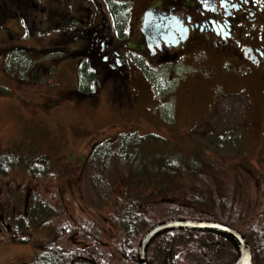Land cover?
I'll return each mask as SVG.
<instances>
[{
    "label": "rangeland",
    "instance_id": "1",
    "mask_svg": "<svg viewBox=\"0 0 264 264\" xmlns=\"http://www.w3.org/2000/svg\"><path fill=\"white\" fill-rule=\"evenodd\" d=\"M19 1L0 0V160L5 170L0 171V264L30 263L49 239L62 233L65 222L70 225L72 220L79 223L89 218L95 227L100 224L106 209L85 208L84 198H98L85 178L93 173L86 168L87 157L98 143L115 144L119 134L129 132L161 137L144 139L142 147H151V152H177L182 157L200 152L209 158V167L227 175L222 180L227 183L230 170L212 159L235 165L232 170L240 180L251 176L249 171L256 175L249 184L236 183L237 199L243 198L244 208L239 225L252 220L250 223H258L264 231V100L261 84L248 76V64L229 56L225 44L219 42L197 54L188 66L152 65L145 69L126 58L139 84L136 106L124 112L107 100V93L93 105L87 102L88 94L96 88L92 82L86 83L88 79L84 81L93 74L82 62L84 57L74 53L82 48V42L53 43L62 39V32L85 28L89 21L81 14L88 11L74 12L73 2L58 3L57 8L56 0ZM102 1L125 23L127 31H133L134 15L150 0ZM224 1L226 8L237 3ZM23 5L28 10L22 15ZM52 9L64 11L71 19L51 17ZM131 36L128 41L133 40ZM255 41L254 37L248 39ZM77 86L83 94L76 93ZM26 161L34 168L33 174ZM115 167L124 169L109 164L100 170L105 182L113 177V171L118 172ZM201 173L197 177L207 174ZM188 174L184 169L177 173L181 180ZM218 185L214 184L209 201H204L206 208ZM225 186L227 190L231 187ZM111 190L121 195V181ZM225 191L222 184L218 192ZM221 197L225 202L227 195ZM184 198L177 199L189 204ZM58 244L66 243L59 239Z\"/></svg>",
    "mask_w": 264,
    "mask_h": 264
},
{
    "label": "trees",
    "instance_id": "2",
    "mask_svg": "<svg viewBox=\"0 0 264 264\" xmlns=\"http://www.w3.org/2000/svg\"><path fill=\"white\" fill-rule=\"evenodd\" d=\"M140 136L137 132L119 134L115 144L102 141L87 157L86 168L93 169V173L87 174L85 178L89 188L93 189L98 195L97 199L102 202L100 203L96 198H84L87 202L85 208L89 209L92 206L98 209L97 212L106 209V216L102 217L100 224L95 227L89 218L79 223L74 220L71 223L68 220L70 225L65 222L66 226L63 227L62 233L55 238L57 240L48 242L28 264H139L137 248L143 234L153 225L174 218L217 221L233 227L251 244L254 250L253 264H264V246H259L260 243H264V231L258 223H250L252 220L239 225L244 210L240 199L243 198L237 199L238 193L235 192L237 182L242 185L245 182L249 184L250 179L252 181L253 178L255 181L257 176L253 177L249 171L251 176L247 175L240 180L232 170L235 165L225 161L218 163L212 159V162L219 164L221 168L230 170L231 179L227 183L222 181L227 175L224 176V172H217V169H212L214 167H209L211 163L207 161L209 158L200 152L192 157H182L177 152L168 153L161 150L151 152V147L149 150L142 147L144 139L155 137L156 140H162V138L155 134ZM130 145H132L131 152H128ZM1 163L2 158L0 171L4 172ZM25 164L33 174L34 168L29 161ZM109 164H120L124 169L120 171L115 167L118 172L113 171V177L109 182H105L100 170ZM152 165L155 168H152ZM181 169L189 173L184 180L177 175ZM201 172L207 173L201 177L202 180L197 177L198 173L203 174ZM118 180L123 185V193L119 196L111 190L112 185ZM159 183L169 185L155 186ZM214 184L218 187L206 208L204 201H209L207 197L209 194L211 197L215 189ZM222 184L226 190L223 194L227 195L225 202L221 197L223 194L218 192ZM225 185L231 187L227 190ZM209 186L212 187L208 188ZM176 194L178 197L185 196L184 199L189 200V204H185L184 200L182 202L178 200ZM155 212L158 214L157 217ZM211 237L232 236L212 229L177 227L163 230L148 243L145 251L146 262L177 264L176 252L191 250L196 243L195 240L200 241L202 249L205 248L212 253L217 247L214 246ZM59 239L67 246H60ZM232 241L235 242V239L232 238ZM62 251L70 253L65 254ZM79 251L97 253L95 257L87 256L84 259L75 257ZM228 251L229 247L225 246L220 253L226 255ZM227 261H230L229 257L224 256L220 264Z\"/></svg>",
    "mask_w": 264,
    "mask_h": 264
},
{
    "label": "flooded vegetation",
    "instance_id": "3",
    "mask_svg": "<svg viewBox=\"0 0 264 264\" xmlns=\"http://www.w3.org/2000/svg\"><path fill=\"white\" fill-rule=\"evenodd\" d=\"M236 1L230 8H226L224 0H150L133 17L136 22L135 30L127 31L125 23L117 19L114 10L104 5L102 0H56L57 8L62 2L65 5L73 2L76 6L74 12L77 13L85 8L88 13L81 15L89 22L85 28L82 26L69 33L62 32V39L53 43L63 44L69 39L82 42V48L74 50V53L84 57L82 62L87 63V71L93 74L84 78V81L88 79L86 83L92 82L96 88V91L94 89V92L88 94L87 102L93 105L101 100L102 93H107V100L118 108H123L124 112L132 111L136 106L140 98L139 84L126 58L133 60L136 66L144 65L145 69L152 68V65L188 66V62L196 60L197 54L216 42L225 44L224 50L227 53L229 51V56L238 57L243 64L249 65L248 76L252 75L259 81L261 86L259 83L258 86L264 100V0ZM27 10L23 5L21 14ZM145 12L151 15L146 26ZM49 15L71 19L64 11L59 12L57 9L50 10ZM74 19L73 17L71 21L72 26L76 23ZM4 29L7 30V27ZM130 33L132 41L127 40ZM252 37L256 41L248 42ZM226 47L228 48L225 49ZM4 50L2 47L1 51ZM97 80L99 85H95ZM77 88L76 93L83 94L82 88ZM55 238L53 241L57 240ZM211 238L217 247L212 253L202 249L200 241L195 240L191 250L176 252L177 264H220L224 256H228L230 261L223 264L234 263L239 256V245L236 240L232 241L235 238ZM245 240L253 264L254 250L249 241ZM50 241L52 239L48 240ZM225 246L229 247V251L223 255L220 251ZM259 246H264V243ZM96 253L79 251L75 257L85 259L87 256L95 257Z\"/></svg>",
    "mask_w": 264,
    "mask_h": 264
},
{
    "label": "water",
    "instance_id": "4",
    "mask_svg": "<svg viewBox=\"0 0 264 264\" xmlns=\"http://www.w3.org/2000/svg\"><path fill=\"white\" fill-rule=\"evenodd\" d=\"M150 13H144V26L149 23ZM197 228V229H212L218 230L224 233H227L235 238L239 245V256L236 261L232 264H251V254L246 240L243 235L236 231L234 228L225 225L220 222L215 221H205V220H196V219H168L161 221L152 227H150L141 237L138 248H137V257L139 264H147L145 258V251L150 240L158 233L163 230L170 228Z\"/></svg>",
    "mask_w": 264,
    "mask_h": 264
}]
</instances>
